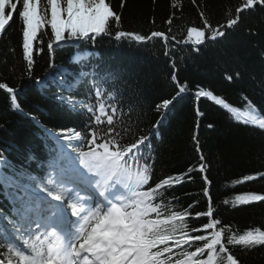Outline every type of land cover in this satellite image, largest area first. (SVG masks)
I'll use <instances>...</instances> for the list:
<instances>
[{"label":"snow or ice","instance_id":"1","mask_svg":"<svg viewBox=\"0 0 264 264\" xmlns=\"http://www.w3.org/2000/svg\"><path fill=\"white\" fill-rule=\"evenodd\" d=\"M124 3L121 0V7ZM171 7L182 9V0H172ZM258 8L264 9V0H241L226 23L215 27L201 11L202 27H187L186 40L177 43L190 42L192 50L199 54L207 41L224 38L239 24L243 13ZM17 15L22 25L28 78H33L34 41L41 29L50 26V53L61 44L95 45L97 39L105 37L137 46L162 38L164 55L173 69L171 81L178 90L155 105L159 118L144 134L143 129H138L139 121L132 119V107H121L115 81L109 89L108 77L97 72L81 70L72 83L66 80L64 72L58 73L56 98L72 113L83 117V128L45 129L55 147L40 166L42 175L16 170L0 156V185L11 204L9 212L0 210V264H241L233 248L251 250L264 246V226L237 232L215 218L207 175L203 176V195L208 197L206 211L193 215L191 208L199 201L182 208L178 203L180 197L169 196L175 186L192 179L194 170H209L203 154L198 169L190 167L184 173L156 177L152 137L159 135V126L170 107L188 91L187 85H181L177 79V60L173 55L176 44L167 43L170 39L176 41L171 28L167 34L119 30L122 14L113 11L106 0H46L43 4L42 0H0V35ZM174 17L175 14L169 18V25ZM183 58L181 54L180 60ZM82 59L73 57L76 63ZM55 67L50 62L49 68ZM239 76L237 72L235 77ZM226 78L234 79L232 75ZM34 79L41 88L47 86L45 78ZM85 84L86 94L82 98L63 95ZM261 86L264 87V80ZM0 89L9 94L10 108L23 112L17 95L19 86L0 82ZM195 97L213 101L237 122L264 130V113L246 96L242 97L246 101L243 110L204 88H199ZM25 114L37 120L35 115ZM197 115L203 113L197 110ZM138 130L141 134H137ZM193 140L200 152L198 138L193 136ZM5 167L11 174L4 171ZM257 178L264 179V172L244 175L232 183ZM255 202H264V194H238L231 201L225 199L223 204L236 208ZM202 217H207V222L198 228L191 227L190 221Z\"/></svg>","mask_w":264,"mask_h":264},{"label":"trees","instance_id":"2","mask_svg":"<svg viewBox=\"0 0 264 264\" xmlns=\"http://www.w3.org/2000/svg\"><path fill=\"white\" fill-rule=\"evenodd\" d=\"M46 2V0H42ZM113 11L122 14L119 30L150 34L162 31L166 34L171 28L169 45L175 43L173 55L177 60L178 81L186 84L188 91L175 101L167 111V118L159 126V135H153L155 151V173L158 179L168 175L186 172L190 167L198 169L199 157L203 154L208 171H193L192 179L175 186L169 196L180 197L179 206L187 208L199 201L191 212L207 210L208 197L203 195L207 175L210 196L216 208L215 218L229 225L234 231L243 232L248 228L264 226V202H255L233 208L225 205L235 195L247 192L264 194V179L257 178L242 184H233L244 175L264 172V130L247 126L231 118V114L207 98L195 97L199 88L211 90L233 106L246 103V96L264 113V9L245 12L234 30L215 42L207 41L194 52L186 40L189 26L202 27L200 12L203 11L215 27L226 23L241 0H182V9H173L172 0H106ZM172 19L171 25L168 20ZM115 30V29H114ZM33 47V78L26 76L27 62L23 58V38L20 18L15 16L0 35V82L10 87L19 86L18 101L23 112L10 108V96L0 89V156L16 170L42 175L41 164L47 161L55 142L45 129L56 131L63 128H83V117L74 114L68 106L58 100L55 78L64 72L69 83L78 78L81 70L93 71L107 76L120 93L121 107H132V119L138 120V129L144 134L159 118L155 105L163 99L171 98L178 90L171 81L172 67L164 55L165 42L155 38L144 46L135 43L117 42L107 37L79 44H61L52 53L48 50L51 37L50 26L41 29ZM39 49V51L37 50ZM183 54V60L180 55ZM83 59L76 63L73 57ZM50 62L55 68H49ZM95 66V67H93ZM239 72L240 76L235 77ZM232 75L233 80L226 77ZM35 77L45 78L41 88ZM87 84L63 95L82 98ZM197 110L203 113L197 115ZM25 113H31L37 120ZM208 125H213L209 128ZM137 134H141L139 130ZM198 138L200 152L196 151ZM4 171L10 173L5 167ZM10 191V190H9ZM11 204L0 185V210L9 212ZM207 217L190 221L191 227L198 228L207 222ZM241 264H264V246L251 250L239 246L232 249Z\"/></svg>","mask_w":264,"mask_h":264}]
</instances>
